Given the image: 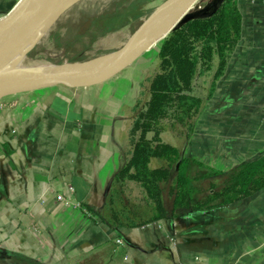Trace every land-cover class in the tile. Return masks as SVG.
<instances>
[{"label":"crops","instance_id":"obj_1","mask_svg":"<svg viewBox=\"0 0 264 264\" xmlns=\"http://www.w3.org/2000/svg\"><path fill=\"white\" fill-rule=\"evenodd\" d=\"M18 1L0 0V18ZM237 4L241 41L184 152L220 170L264 155V15ZM137 61L93 85L0 100V264H264V189L140 226L100 220L144 76Z\"/></svg>","mask_w":264,"mask_h":264},{"label":"trees","instance_id":"obj_2","mask_svg":"<svg viewBox=\"0 0 264 264\" xmlns=\"http://www.w3.org/2000/svg\"><path fill=\"white\" fill-rule=\"evenodd\" d=\"M241 35L242 15L237 0H224L210 16L189 20L158 43V68L149 78L147 97L134 108L120 169L106 203L109 218L100 216L102 222L113 227L140 226L226 206L264 189V155L233 169L220 170L184 154L181 158L180 149L160 136L164 126L181 129L182 125L185 131L181 130L179 135L191 138L197 123L192 120L203 100L211 99L217 90ZM210 71L209 85L202 89L207 90L205 96L193 95L195 81ZM154 159H164L166 165L153 167ZM131 181L151 201L149 218L139 217L138 221L137 211L114 205L119 189ZM163 193L170 199L168 204ZM86 210L94 214L91 209ZM13 260L11 263L17 264Z\"/></svg>","mask_w":264,"mask_h":264},{"label":"water","instance_id":"obj_3","mask_svg":"<svg viewBox=\"0 0 264 264\" xmlns=\"http://www.w3.org/2000/svg\"><path fill=\"white\" fill-rule=\"evenodd\" d=\"M19 0L0 18V100L17 94L54 87L86 86L100 83L119 74L163 40L171 31L191 19L210 16L224 0H211L203 8L192 10L196 0H166L147 19L127 43L108 53L83 62L25 66L23 59L50 30L63 13L79 0ZM68 1L70 3L66 4ZM26 30L28 40L8 51ZM29 71L21 75L19 72ZM183 153L181 154V158ZM179 163L176 165L178 169Z\"/></svg>","mask_w":264,"mask_h":264},{"label":"rangeland","instance_id":"obj_4","mask_svg":"<svg viewBox=\"0 0 264 264\" xmlns=\"http://www.w3.org/2000/svg\"><path fill=\"white\" fill-rule=\"evenodd\" d=\"M165 1L79 0L61 15L37 45L25 55L23 65L28 67L56 65L98 58L130 41L149 16ZM210 1L196 0L192 5L191 11L203 8ZM157 45L141 56L136 64V66L143 69L144 76L141 81L139 95L134 105L127 112V128L125 139L123 140L125 141V145L127 143V131L135 116L134 108L139 101L141 102L147 97L149 78L154 75L158 68ZM210 79L211 71L206 73L204 77L201 76L197 79L195 81L196 88L192 92L193 95H202L204 97L207 90L202 92V89L208 87ZM203 81L204 86L202 87ZM210 101L211 99L203 100L199 113L192 120L194 123L200 119V112L204 104ZM184 128L182 125L181 129L164 126L160 134L163 141L178 147L181 154H184L190 140L179 135L181 130L185 131ZM165 165L166 161L164 159H154L152 162L153 167ZM164 197L165 194L163 193V199L166 203H169V197ZM115 199L114 205L116 208L119 209L126 206L127 208L129 207V211H137V220L139 217L146 219L151 216L150 208L148 207L151 201L147 200L145 192L137 183L131 181L123 186L122 189L120 188ZM107 214L109 213L107 212Z\"/></svg>","mask_w":264,"mask_h":264},{"label":"built area","instance_id":"obj_5","mask_svg":"<svg viewBox=\"0 0 264 264\" xmlns=\"http://www.w3.org/2000/svg\"><path fill=\"white\" fill-rule=\"evenodd\" d=\"M251 2L261 4L262 12L264 15V0H251ZM261 22L264 26V18L261 19ZM71 190H72V188L69 187L68 192H70ZM67 196H69V194H67L66 197L63 196L62 194H56V200L59 202L60 208L69 207L72 205L71 204L72 200H70V196L69 197H67ZM84 213L86 215H89V216L91 215V213L87 210H84ZM117 243H121V241L117 240Z\"/></svg>","mask_w":264,"mask_h":264},{"label":"bare ground","instance_id":"obj_6","mask_svg":"<svg viewBox=\"0 0 264 264\" xmlns=\"http://www.w3.org/2000/svg\"><path fill=\"white\" fill-rule=\"evenodd\" d=\"M70 3V1H68L66 4ZM36 5L38 7H42L43 6V0H40V1H37L36 2ZM26 30L22 33V35L20 36V38L15 42V44L12 45L11 49L8 51V55H12L13 52L17 49H19L24 43L28 40V37L29 36H26ZM0 60H1V55H0ZM42 65V64H41ZM29 71H26V70H23L22 72H19V74L21 75H25V74H28Z\"/></svg>","mask_w":264,"mask_h":264}]
</instances>
